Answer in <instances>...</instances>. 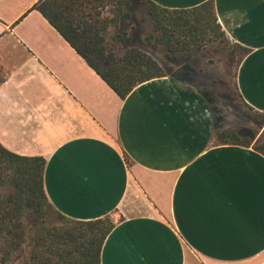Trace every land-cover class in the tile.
<instances>
[{"label":"crops","instance_id":"crops-1","mask_svg":"<svg viewBox=\"0 0 264 264\" xmlns=\"http://www.w3.org/2000/svg\"><path fill=\"white\" fill-rule=\"evenodd\" d=\"M38 1L0 0V142L46 158L45 189L64 215L115 218L101 264H263L264 153L219 144L208 100L180 76L120 97L31 9ZM214 2L228 37L250 49L238 92L264 113V0Z\"/></svg>","mask_w":264,"mask_h":264},{"label":"trees","instance_id":"trees-1","mask_svg":"<svg viewBox=\"0 0 264 264\" xmlns=\"http://www.w3.org/2000/svg\"><path fill=\"white\" fill-rule=\"evenodd\" d=\"M145 1L153 19V33L146 40H154V48L162 46L167 56L201 50L217 42L229 43L218 21L214 0L180 9ZM130 6L129 0H39L31 9L39 10L108 85L125 98L140 83L167 75L151 54L137 46H124L125 34L120 31L113 37V47L106 46L107 34L112 28H120L121 18L134 17ZM121 46L123 53L116 56L115 47ZM249 52V48L235 42L228 50L229 59L238 68ZM5 77L0 66V83ZM214 134L219 144H253L264 153V141L256 140L255 133H245V128L219 129ZM46 164L44 156L21 155L0 142V262L101 264L102 248L115 220L111 215L78 220L58 211L45 189ZM55 217L60 223L54 222Z\"/></svg>","mask_w":264,"mask_h":264},{"label":"rangeland","instance_id":"rangeland-1","mask_svg":"<svg viewBox=\"0 0 264 264\" xmlns=\"http://www.w3.org/2000/svg\"><path fill=\"white\" fill-rule=\"evenodd\" d=\"M129 1L131 6L128 9L134 17L121 18L118 26L120 28H112L107 34L106 46L113 47L115 43L113 37L117 31L124 33L122 40L124 46L140 47L157 59L167 73L177 77L183 76L182 81L192 84L206 95L214 119V132L219 129L245 128V133L258 132L255 139L264 141V113L257 112L247 105L237 89L238 68L235 62L230 61L228 54V50L232 49L235 42L226 34V40L229 41L227 45L217 42L201 50L167 56L162 46L154 48L152 46L154 40H146V37L153 33V19L147 2ZM122 53V46L115 47L116 56ZM179 71L183 74L179 75ZM55 218L57 220L54 222L60 223L59 219Z\"/></svg>","mask_w":264,"mask_h":264}]
</instances>
